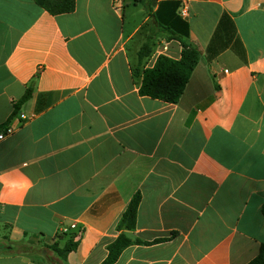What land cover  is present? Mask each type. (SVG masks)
<instances>
[{"label": "crops", "instance_id": "1", "mask_svg": "<svg viewBox=\"0 0 264 264\" xmlns=\"http://www.w3.org/2000/svg\"><path fill=\"white\" fill-rule=\"evenodd\" d=\"M112 1L0 0V129L27 117L0 140V264H44L9 247L70 224L66 264H102L136 193L125 234L143 244L114 264H247L264 245V0ZM179 21L201 55L181 97L140 96L142 70L180 58L161 30Z\"/></svg>", "mask_w": 264, "mask_h": 264}, {"label": "trees", "instance_id": "2", "mask_svg": "<svg viewBox=\"0 0 264 264\" xmlns=\"http://www.w3.org/2000/svg\"><path fill=\"white\" fill-rule=\"evenodd\" d=\"M135 3L143 4V0H134ZM37 5L51 15L71 13L75 9V0H36ZM178 20H180L178 18ZM180 27H161L162 31L174 36L181 44L182 51L178 60H172L166 56H159L153 67L141 71V84L139 95L175 104L181 97L189 77L200 60V52L187 40L188 32L185 24L178 22ZM149 40L142 45L138 52V60L149 53ZM138 71L135 70V73ZM31 88H27L22 97L17 101L15 111L28 100ZM140 195L136 193L130 199L120 219L115 224V230L120 232L117 238L107 245V256L102 264H114L123 250L132 245L143 244L140 240L129 239L125 232L135 228L137 209ZM80 236V235H79ZM77 233L62 234L56 240L42 245L18 244L9 247L11 252L19 254H38L46 264H66L69 253L76 250L78 239ZM62 242V244L60 243ZM162 242V240L157 241ZM247 264H264V245H261L257 255Z\"/></svg>", "mask_w": 264, "mask_h": 264}, {"label": "built area", "instance_id": "3", "mask_svg": "<svg viewBox=\"0 0 264 264\" xmlns=\"http://www.w3.org/2000/svg\"><path fill=\"white\" fill-rule=\"evenodd\" d=\"M123 7L122 0H113L112 1V8L117 11H121ZM181 16H184L183 11L180 12ZM13 120L16 121V126L13 124ZM27 121V117L23 113H19L17 116L14 115L13 118L7 122L3 127L0 129V140L5 139L8 136H11L15 133L17 127H21ZM76 230V224H70L68 227H65L61 233H67L68 231Z\"/></svg>", "mask_w": 264, "mask_h": 264}, {"label": "rangeland", "instance_id": "4", "mask_svg": "<svg viewBox=\"0 0 264 264\" xmlns=\"http://www.w3.org/2000/svg\"><path fill=\"white\" fill-rule=\"evenodd\" d=\"M60 236V235H59ZM61 244H62V242H60ZM32 260H35V261H37V262H39V263H44V264H46L45 263V261L39 256V255H37V254H32L31 256H29Z\"/></svg>", "mask_w": 264, "mask_h": 264}]
</instances>
